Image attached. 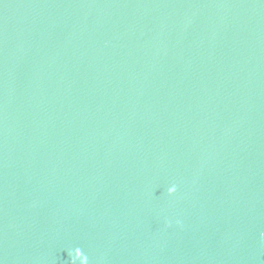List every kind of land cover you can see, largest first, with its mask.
<instances>
[{"label":"water","instance_id":"water-1","mask_svg":"<svg viewBox=\"0 0 264 264\" xmlns=\"http://www.w3.org/2000/svg\"><path fill=\"white\" fill-rule=\"evenodd\" d=\"M263 116L264 0H0V264H203Z\"/></svg>","mask_w":264,"mask_h":264},{"label":"clouds","instance_id":"clouds-1","mask_svg":"<svg viewBox=\"0 0 264 264\" xmlns=\"http://www.w3.org/2000/svg\"><path fill=\"white\" fill-rule=\"evenodd\" d=\"M175 191H176L175 187L169 189V192H175Z\"/></svg>","mask_w":264,"mask_h":264}]
</instances>
